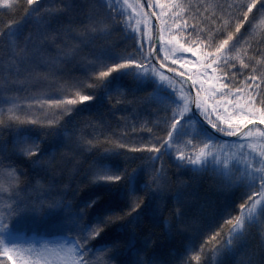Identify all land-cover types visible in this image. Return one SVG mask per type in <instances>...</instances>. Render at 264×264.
Here are the masks:
<instances>
[{"label":"snow or ice","instance_id":"1","mask_svg":"<svg viewBox=\"0 0 264 264\" xmlns=\"http://www.w3.org/2000/svg\"><path fill=\"white\" fill-rule=\"evenodd\" d=\"M124 4L117 12L105 0H0V126L11 136L0 142V261L166 264L141 221L155 222L167 208L170 229L200 237L195 252V241L185 249L191 259L167 264H191L209 248L213 264L225 256L231 264H264V32L257 36L254 23L264 22V0H156L163 11L154 13L151 29L145 14L142 32L132 15L125 21L127 7L138 13L139 0ZM145 83L162 95L153 99ZM38 84L56 87L21 99L26 86ZM45 94L58 98H39ZM113 95L148 125L143 141L84 138L82 128L93 121L78 115L83 102L103 98V111L93 115L106 128L105 117L116 111ZM24 107L35 114H21ZM105 143L92 155L93 145ZM85 148L92 149L87 182H114L122 204L98 210L100 195L79 198L71 179L58 183L63 162ZM120 155L122 166L114 159ZM138 156L151 165L129 168ZM219 196L232 199L221 203ZM46 200L63 210L59 242H23L15 225L42 213ZM117 224L121 232L101 239Z\"/></svg>","mask_w":264,"mask_h":264},{"label":"trees","instance_id":"2","mask_svg":"<svg viewBox=\"0 0 264 264\" xmlns=\"http://www.w3.org/2000/svg\"><path fill=\"white\" fill-rule=\"evenodd\" d=\"M116 3L114 4L117 12H124L125 11V4L124 1L115 0ZM141 4H142V0ZM149 4L153 10V13L163 11V9L156 7V0H148ZM167 2V0H165ZM184 2H189V0H184ZM193 4H201L203 5L206 0H190ZM106 4H112L110 0H105ZM143 5V4H142ZM1 7V6H0ZM203 11V8L200 9ZM4 12H0V16H4ZM147 14L148 20H149V28L151 29L153 20L151 16L147 13L145 8L143 7L141 16H138L132 13V9L127 7L126 14H125V21L127 22V16L132 15V24L138 25L140 27L141 32L143 31V25L145 23L144 15ZM193 16H195V9L192 10L191 13ZM183 22V20H182ZM255 32L257 36L264 32V22H261L259 17L255 18ZM131 30V26H129ZM243 28V25H242ZM244 37H241V40H243ZM241 51H244L243 47L241 48ZM256 55H259V53H256ZM188 56H191V54H188ZM168 67H172V65L169 63ZM119 79V78H117ZM55 88L56 85H48V84H38L35 87H25L24 91H21L19 95L21 96V99H24L25 92L27 93H36V92H44L46 93L48 88ZM145 92H152L153 93V99H156L159 95H162V92L160 89H154L150 84L145 83L144 89ZM185 91H187V88H185ZM34 99L37 97H33ZM41 99L47 100V99H55L58 97H51L48 95H44L42 97H39ZM103 98L100 97L94 102L85 101L83 102V106L79 109L78 115L79 116H92L93 125H96L93 127V125L85 124L82 128V134L86 140H93L99 139L103 140L105 139L104 135L101 133H106L107 138L115 140L117 136H122L124 138V143H129L133 139L143 141V139L147 136L148 131V125L141 126L140 122L138 120H134L133 115L131 113H135L136 109L133 108L129 110L126 108L121 102L120 97L117 95H113V100L116 102L114 107L116 108L115 112L109 113L108 116L105 117V123L108 125L106 128H102L99 124V121L95 119V116L93 115L98 110L103 111V109L100 107L101 100ZM0 108H6V104L3 100H0ZM36 108H39V105L36 106ZM21 114L26 113H32L35 114V110L31 108H21L20 109ZM126 117V118H125ZM144 118L143 112H141V119ZM38 127V125L34 126ZM115 133L116 135H113ZM155 134V133H154ZM61 135L66 136V133L62 132ZM11 139L10 134L2 130V126H0V142H3L5 139ZM96 149V152H93L92 155H95L97 152H99L103 147H107V144H102L99 147L96 145L92 146ZM127 151L126 149L122 150ZM59 152L60 149H57V157L56 159L59 160ZM92 152L91 148H85L84 154L82 156H76L72 157L70 159H66L63 162V169L65 171V175L61 177L58 180V183L61 185H66L68 179H71L72 181V187L76 190V196L79 198H90L92 194L100 195L101 199L97 203V209H104L110 205H115L117 203H123V190L122 188H119L115 185L114 182H106L101 181L99 183H88V176L85 175V170L87 165L89 164V161L92 159V156L88 153ZM163 155V154H162ZM114 159L119 160L123 162V155H120L119 157H115ZM165 164H168L167 157H164ZM17 163H19L20 167L22 169H29L30 164L26 162L24 159H18ZM142 163L144 165H151V158H144L143 156H138L135 161L128 164V167H133L134 164ZM157 163H159V160H157ZM176 169L173 167V171ZM149 168L144 167L142 171V175L148 173ZM35 175V173H33ZM212 181L206 180L204 184L201 185V193H204L208 191V185L211 184ZM218 202L226 203L228 200H231L232 197H224L219 196L215 198ZM163 201H160V204L163 205ZM61 208H50L48 206L47 200L45 202V210L40 214H32L24 218L23 221L17 223L15 225V230L22 234V240L26 238H36V237H52L60 236V232L56 230V226L61 220ZM142 215V214H141ZM168 216V209L164 208L163 213L159 214V219L155 222H149L147 220H144L142 218V223L147 225L148 230L153 233L151 236V241L154 242V252L155 254L161 258L164 262L169 261H176V260H182L183 257L187 256L188 259H191L190 256H188V253L185 251L186 248L190 244L195 241V246L191 248V251L195 252L196 249L199 248V239L200 237L193 235L192 233H188L187 235L176 233L174 230L170 229L167 224H165V217ZM122 231V228L119 224L113 226L108 225L107 229L104 233V236L101 237V239L107 238L109 236L115 235ZM253 231L259 235V226H255L253 228ZM250 244L252 246L256 245V239H253L250 241ZM197 260H192L191 264H201V261H204L205 264H213L214 258L211 253L210 248L207 250V253H197ZM223 264H231L232 257H222ZM0 264H3L2 261H0Z\"/></svg>","mask_w":264,"mask_h":264},{"label":"rangeland","instance_id":"3","mask_svg":"<svg viewBox=\"0 0 264 264\" xmlns=\"http://www.w3.org/2000/svg\"><path fill=\"white\" fill-rule=\"evenodd\" d=\"M117 1H119V3H120L121 0H117ZM123 1H124V0H123ZM110 2L112 3L111 5H114V4L116 3L115 0H110ZM135 3H136V0H128V4H129V5H134ZM139 5H140V8H139L138 13H136V15L141 16L142 9H143V5L141 4V1H140V0H139ZM1 7H2V6H1ZM129 8L131 9V7H129ZM189 58H192V57L189 56ZM169 63L172 65L171 61H169ZM172 66H173V65H172ZM177 67H179V66H177ZM23 242H25V243H27V242H31V243L35 244V243H38L39 241H33V240H31V241H27V240H23ZM48 242H50V243H57V242H59V241H58V240H54V241H48Z\"/></svg>","mask_w":264,"mask_h":264},{"label":"water","instance_id":"4","mask_svg":"<svg viewBox=\"0 0 264 264\" xmlns=\"http://www.w3.org/2000/svg\"><path fill=\"white\" fill-rule=\"evenodd\" d=\"M142 3H143V6L145 7L146 11L148 12V14L151 16L153 22L155 21L156 19V16L154 15L153 13V10L149 4V1L148 0H142ZM165 71H167V69H165ZM191 84V82L189 81V85Z\"/></svg>","mask_w":264,"mask_h":264}]
</instances>
